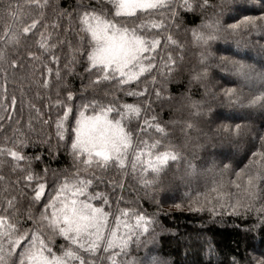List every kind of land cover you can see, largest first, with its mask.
<instances>
[{
	"label": "snow or ice",
	"instance_id": "1",
	"mask_svg": "<svg viewBox=\"0 0 264 264\" xmlns=\"http://www.w3.org/2000/svg\"><path fill=\"white\" fill-rule=\"evenodd\" d=\"M251 10L259 15L243 14ZM0 20V264H170L156 248V213L132 207L123 192L131 178L159 207L156 196L171 186L164 175L182 160L173 180L188 191L166 197L173 208L254 214L247 231L264 232V63L245 59L264 61V0H0ZM222 43L235 44L231 55H215ZM212 67L236 80L220 90L221 102L262 117L259 127L223 124L216 134L251 136L259 148L243 167L230 171L224 156L198 172L169 126L181 125L185 140L203 132L211 109L190 87L216 99L206 83ZM185 74L189 91L177 99L168 85ZM70 79H79L78 90ZM120 93L137 102H122ZM155 105L187 115L165 122ZM61 148L71 163L52 168ZM197 175L204 183L193 190ZM101 186L120 190L114 210ZM250 246L259 256L236 253L231 264H264V249ZM212 254L208 244V260L196 264H213Z\"/></svg>",
	"mask_w": 264,
	"mask_h": 264
},
{
	"label": "trees",
	"instance_id": "2",
	"mask_svg": "<svg viewBox=\"0 0 264 264\" xmlns=\"http://www.w3.org/2000/svg\"><path fill=\"white\" fill-rule=\"evenodd\" d=\"M66 3L67 0H61V6H66ZM243 14L259 15V12L258 10H251ZM186 19L192 21L193 18L189 15ZM196 22L198 23L199 20L197 19ZM2 25L3 21L0 20V27ZM217 47L219 48L218 51L216 50ZM235 47V44L232 43H222L218 46L214 45L213 50L217 56L231 55ZM225 49H229V51H224ZM240 51L243 52L245 49L242 48ZM247 51H249L251 56H256L255 51L251 49H247ZM245 59L249 63L254 62L257 68L264 63L259 57H256L254 61L247 57ZM212 63L214 64L215 62L213 61ZM77 70L83 71L82 68H78ZM206 83L211 91L217 94L216 99H213L211 95L204 96L203 88L198 84H193L190 87V94L193 99L205 100L206 109H211L201 120L200 127L203 132L199 135L192 133L191 139L185 140L181 132V125H170L169 139L177 146H181L180 150L186 161L195 164L198 172L208 168L213 162L219 165L224 156L230 157V159L224 160L225 163H229L232 166L230 171L237 167L236 162H240L239 167H243L244 164L249 162L251 151H256L259 148V142L251 136L241 137L238 140L229 139L224 136H218L215 130L223 124L235 125L236 123H250L253 127H259L262 117L256 110L246 107L229 106L221 102L219 98L220 90L235 86V77L226 76L222 78L220 70L212 67L209 69V77ZM69 84L78 90L80 81L79 79L74 81L70 79ZM141 87H143V84H141ZM168 88L171 94L179 99L182 93L189 91L187 75L185 74L183 77L173 80L168 85ZM259 88V84L254 85V89ZM244 91L247 93L249 89L246 87ZM119 95L122 102H137L135 98L126 97L122 93ZM154 107H156L160 119L165 122L170 119H183L187 115L186 111H173L167 105L162 110L159 109L158 105ZM174 107H178V105L174 104ZM55 111L53 110L52 112L53 117ZM26 115L27 112H25ZM46 131H50V129ZM204 133L207 135L205 136ZM53 143H55L54 140ZM160 150H163V148ZM33 151L40 152L41 149L39 147L27 149L29 153ZM44 153V160L47 162L49 157L47 156L46 147L44 148ZM70 163L71 157L68 155L67 149L61 148L56 154V159L51 161V167H67ZM42 166L38 163H34L33 165L36 169ZM178 168L183 172L185 168L184 160L176 164H170V167L167 169L164 175V182L166 185L170 184L171 186L166 196L163 192L156 196V200L162 201L159 207L150 199L152 196L151 192L146 196L145 190L138 186L131 178H127L125 181L128 185V190L123 192L125 200L133 201L132 207L139 208L150 215L156 213L155 238L156 248L159 250L160 255L170 261V264H181L182 261L184 264H188L189 261L192 264H196L197 261L201 260L206 262L208 260V244H211L213 249V264H231L236 253H239L240 257L245 255L259 256V251L253 252L250 244L255 243L258 249H264V232L256 230L247 231L253 223L254 214L252 217L234 215L210 216L208 212L189 213L187 210L177 211L172 207L174 200L166 197L183 196L188 191V188L180 184L179 181L173 180V177L177 175L176 170ZM111 174L116 175L115 172ZM229 178V172H225L224 179L227 180ZM203 183L204 177L197 175L192 179L191 187L193 190H198L202 188ZM101 190L109 193L111 197L110 202L114 210L116 207V197L121 195L120 190L117 189L114 194L111 190L103 188V186H101ZM123 206L124 204L121 203L120 207ZM186 252L188 253L187 257H185Z\"/></svg>",
	"mask_w": 264,
	"mask_h": 264
}]
</instances>
